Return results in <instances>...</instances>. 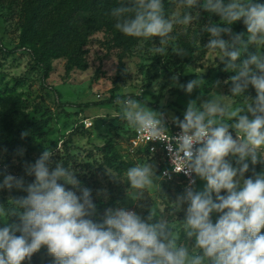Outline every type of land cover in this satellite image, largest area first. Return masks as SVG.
<instances>
[{"label": "clouds", "instance_id": "obj_1", "mask_svg": "<svg viewBox=\"0 0 264 264\" xmlns=\"http://www.w3.org/2000/svg\"><path fill=\"white\" fill-rule=\"evenodd\" d=\"M177 3L186 11L168 16L163 0H126L113 7L110 15L115 28L126 36L159 37L160 46L153 51L161 56L174 39V25L186 26L196 19L191 9L200 7L220 18L219 24L209 21L203 28L210 36L204 47L219 53L224 70L235 73L224 81L231 83V96L211 91L202 103L189 101L183 120L173 118L181 129L175 136L169 135L162 113L150 110L131 94H118L113 101L120 107L119 117L140 139L166 142L174 172L189 177L184 193L170 204L173 214L185 212L183 221L152 222L157 217L153 208L146 219L132 210L109 208L102 222H95L91 190L81 188L75 170L60 161L52 167L55 153L45 148L34 163L26 165L33 182L25 186L23 177L8 174L0 184V188L27 193L11 199L8 208L0 206V218L6 223L0 228V264H22L42 246L55 264H264V173L254 172L244 179L249 161L264 164V4L256 0ZM241 20L247 28L246 40L231 27ZM250 45L255 46V53L248 52ZM172 52L186 55L179 47ZM245 53L247 58L238 63ZM204 84L197 76L182 87L190 94ZM249 86L256 96L244 97L240 106L233 107L231 101L243 96ZM229 157L236 158L238 167H233ZM193 173L206 181L203 191L195 189ZM125 177L135 201L145 199L146 191L162 178L147 162L129 167ZM65 185L79 189L81 195ZM213 212L220 214L215 223ZM13 216L19 222L7 224Z\"/></svg>", "mask_w": 264, "mask_h": 264}, {"label": "rangeland", "instance_id": "obj_2", "mask_svg": "<svg viewBox=\"0 0 264 264\" xmlns=\"http://www.w3.org/2000/svg\"><path fill=\"white\" fill-rule=\"evenodd\" d=\"M8 1H0V96L22 97L28 104L26 111L40 121L42 127L33 143L34 150L27 152L24 147L13 152L0 150V184L8 174L23 177L25 186L33 182L34 176L26 174V165L34 163L45 148H50L55 153L52 167L60 161L65 167L75 170L78 179L87 181L81 183L80 187L91 190L96 205V214L92 217L95 222H102L105 210L109 208L132 210L145 219L153 208L157 217L152 222L159 219L183 221L185 212L180 210L173 214L170 204L184 192L178 191L176 183L167 181L156 172L159 166L157 158H151L148 163L153 166L156 176L162 177L156 181L158 185L148 189L145 199L141 201L130 197L131 186L125 177L127 169L119 163L125 161L132 167L145 162L143 156L129 151L126 137L132 127L119 117L120 107L113 101L118 94H131L150 110L173 119L184 116L189 101L195 100L199 104L208 100L211 91L231 96V83L224 81L235 73L224 70L225 65L218 58L219 53L204 47L210 36L203 28L209 21L219 24V16L200 7L191 9L196 19L186 26L174 25V39L169 41L164 56L153 51L155 46H160L159 37L143 38L133 47L130 55L120 58L121 50L107 47L103 42V33H97L87 46L86 69H76L66 74L65 61L54 59L51 61V71L44 79L43 67L34 64L28 51L17 46L19 6L11 5ZM163 2L168 16L186 11L177 0ZM256 2L264 4V0ZM239 24L240 21L233 23V33ZM241 25L240 33L246 40L247 28L244 23ZM223 38L229 37L224 35ZM173 47L183 48L186 55L173 53ZM248 52L255 53V46L250 45ZM247 55H242L238 63L246 59ZM197 76L205 84L187 93L182 85ZM217 81H220L218 86ZM255 96V89L249 86L243 96L235 97L231 103L233 107L240 106L244 97ZM109 100L113 101L107 103ZM108 140L113 142L120 157L115 163L113 161L114 167H109L102 158V147ZM228 159L233 167H238L235 157ZM205 185L206 181L197 177L195 189L203 191ZM65 187L81 195L79 189L71 185ZM26 195V192L15 188H0V206H3L1 201L11 204V199ZM221 195H226V192L222 191ZM219 215L215 212L211 214L213 223ZM11 223L18 221L9 217L7 224ZM4 226L6 223L0 218V228ZM35 254L41 264H55L46 246H42ZM22 264H31V261L26 259Z\"/></svg>", "mask_w": 264, "mask_h": 264}, {"label": "trees", "instance_id": "obj_3", "mask_svg": "<svg viewBox=\"0 0 264 264\" xmlns=\"http://www.w3.org/2000/svg\"><path fill=\"white\" fill-rule=\"evenodd\" d=\"M125 2L126 0L8 1L11 5L19 6L20 31L17 46L28 51L34 64L43 67L44 79L48 77L51 61L54 59L65 61L66 74L76 69H86L88 67L87 46L97 33H103V42L107 47L121 50L120 58L130 55L133 47L143 38L122 34L115 28V19L110 15L113 7ZM242 23L241 20L235 33H240ZM57 96H59L58 93ZM27 108V102L20 96H0V150L13 152L24 147L27 152H30L35 149L33 143L40 133L42 123L26 111ZM183 117L176 118L181 120ZM132 133L133 127L127 133V142ZM102 153L103 162L109 167H114L113 161L115 163V160L120 158L111 140L102 147ZM141 156L144 162H150L148 154ZM119 164L124 165L126 169L131 167L125 161H120ZM249 165V171L244 174V179L253 177L254 172L264 173V164L251 165L249 161ZM162 166L163 164L159 165L156 172L160 173ZM79 180L81 183L87 182L84 179ZM176 185L178 191L184 192L180 184L176 183ZM1 202L5 208L11 206L5 201ZM14 218L18 221L17 217ZM30 261L31 264H41L40 258L35 253Z\"/></svg>", "mask_w": 264, "mask_h": 264}, {"label": "built area", "instance_id": "obj_4", "mask_svg": "<svg viewBox=\"0 0 264 264\" xmlns=\"http://www.w3.org/2000/svg\"><path fill=\"white\" fill-rule=\"evenodd\" d=\"M183 120V119H181ZM164 125L168 130L170 136L178 135L181 132V129L173 122V119L168 118L166 115H163ZM91 124V123H90ZM233 138H236V132L234 129H229ZM129 151L137 155L148 154V157L157 158L159 165L163 166L160 169V175L167 181H175L177 184H180L182 189L189 184V177L185 176L183 172L176 173L173 170V164L171 162V157L166 148V142L164 141H148L146 139H140L139 134L133 128V133L127 144ZM167 171L168 175L165 176L164 173ZM193 178L197 179L193 173Z\"/></svg>", "mask_w": 264, "mask_h": 264}]
</instances>
